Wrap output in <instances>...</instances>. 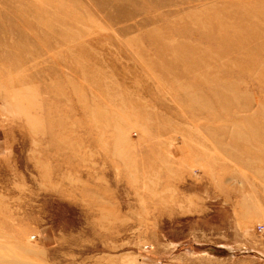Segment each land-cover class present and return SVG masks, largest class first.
<instances>
[{"label": "rangeland", "instance_id": "1", "mask_svg": "<svg viewBox=\"0 0 264 264\" xmlns=\"http://www.w3.org/2000/svg\"><path fill=\"white\" fill-rule=\"evenodd\" d=\"M264 0H0V264H264Z\"/></svg>", "mask_w": 264, "mask_h": 264}, {"label": "crops", "instance_id": "2", "mask_svg": "<svg viewBox=\"0 0 264 264\" xmlns=\"http://www.w3.org/2000/svg\"><path fill=\"white\" fill-rule=\"evenodd\" d=\"M140 264H162V263L159 260L148 257V258H144V260L141 261Z\"/></svg>", "mask_w": 264, "mask_h": 264}, {"label": "built area", "instance_id": "3", "mask_svg": "<svg viewBox=\"0 0 264 264\" xmlns=\"http://www.w3.org/2000/svg\"><path fill=\"white\" fill-rule=\"evenodd\" d=\"M264 229V226L262 224L258 225L257 226V230L258 231H262Z\"/></svg>", "mask_w": 264, "mask_h": 264}]
</instances>
